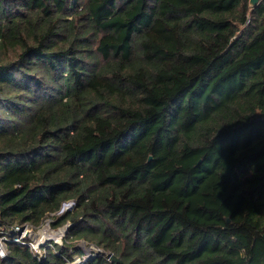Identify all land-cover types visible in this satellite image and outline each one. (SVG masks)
I'll use <instances>...</instances> for the list:
<instances>
[{
	"label": "trees",
	"instance_id": "1",
	"mask_svg": "<svg viewBox=\"0 0 264 264\" xmlns=\"http://www.w3.org/2000/svg\"><path fill=\"white\" fill-rule=\"evenodd\" d=\"M46 220L61 244L16 241ZM1 239L0 264H264V0H0Z\"/></svg>",
	"mask_w": 264,
	"mask_h": 264
},
{
	"label": "rangeland",
	"instance_id": "2",
	"mask_svg": "<svg viewBox=\"0 0 264 264\" xmlns=\"http://www.w3.org/2000/svg\"><path fill=\"white\" fill-rule=\"evenodd\" d=\"M70 203H72V202H70ZM49 222H50V220H46L41 225V227L38 229H34L32 226L28 227V226L24 225L22 230L17 234L18 239L24 240L25 236H26V234H25L26 231H31L32 233L34 232V234H32L30 237L29 236L26 237V239H25L31 243L30 245H32V244L36 245L38 242L40 243L41 241H42V243H45V242L50 243L51 241H53V242L61 244L63 242V238L65 237V232L63 230L65 227H60V228L54 229L52 227L51 222L50 223ZM74 244H76L78 247H80L82 249L85 258L89 257L90 255H93V253L98 251V248H96L95 246L89 245L88 243L83 242V241H79V242L76 241V242H74ZM3 248L7 252L6 244L3 245ZM33 251H34V253L38 254V250H33ZM76 261H77L76 263L79 262L78 259ZM70 264H72V263H70Z\"/></svg>",
	"mask_w": 264,
	"mask_h": 264
},
{
	"label": "built area",
	"instance_id": "3",
	"mask_svg": "<svg viewBox=\"0 0 264 264\" xmlns=\"http://www.w3.org/2000/svg\"><path fill=\"white\" fill-rule=\"evenodd\" d=\"M68 206V207H70V209L73 207V205H74V203L72 202V203H67V204H65L64 206H63V208H62V210L59 212L60 214L61 213H63L64 211H66V210H68L69 208L68 207H65V206ZM51 222V221H50ZM49 222V223H50ZM29 227V226H28ZM22 228H23V226H20V227H16V229H15V232L18 234L21 230H22ZM27 229V228H26ZM29 232H31V231H26V236H25V239H26V237H27V234L29 233ZM33 234H34V232H33ZM24 239V240H25ZM21 239H17L16 241H20ZM1 242H0V256L1 257H4L6 254H7V252L5 251V249L3 248V245L4 244H6V242H5V240H3L2 241V239L0 240ZM22 241V240H21ZM47 242H45V243H42V241L39 243H37L36 245H34V244H32V245H30V248L32 249V250H38V254H41V252H40V247L42 246V245H45ZM32 246V247H31ZM37 252V251H36Z\"/></svg>",
	"mask_w": 264,
	"mask_h": 264
},
{
	"label": "water",
	"instance_id": "4",
	"mask_svg": "<svg viewBox=\"0 0 264 264\" xmlns=\"http://www.w3.org/2000/svg\"><path fill=\"white\" fill-rule=\"evenodd\" d=\"M260 1L261 0H249V5L251 6V7H255V6H257L259 3H260ZM65 207H68L67 205L65 206ZM69 209L68 210H70V207H68ZM67 228H64L63 230H65V233H66V230ZM33 233L32 232H29L28 234H27V237L29 236H31ZM111 260L112 261H116L117 259L114 257V256H111Z\"/></svg>",
	"mask_w": 264,
	"mask_h": 264
},
{
	"label": "bare ground",
	"instance_id": "5",
	"mask_svg": "<svg viewBox=\"0 0 264 264\" xmlns=\"http://www.w3.org/2000/svg\"><path fill=\"white\" fill-rule=\"evenodd\" d=\"M64 232H65V230H64Z\"/></svg>",
	"mask_w": 264,
	"mask_h": 264
},
{
	"label": "clouds",
	"instance_id": "6",
	"mask_svg": "<svg viewBox=\"0 0 264 264\" xmlns=\"http://www.w3.org/2000/svg\"><path fill=\"white\" fill-rule=\"evenodd\" d=\"M66 228V227H65Z\"/></svg>",
	"mask_w": 264,
	"mask_h": 264
}]
</instances>
